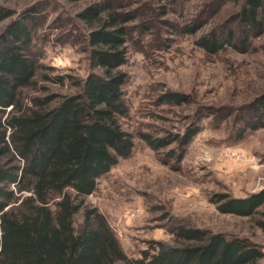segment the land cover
Wrapping results in <instances>:
<instances>
[{
    "label": "rangeland",
    "instance_id": "1",
    "mask_svg": "<svg viewBox=\"0 0 264 264\" xmlns=\"http://www.w3.org/2000/svg\"><path fill=\"white\" fill-rule=\"evenodd\" d=\"M244 1L0 0V8L11 12L0 33L34 9L32 53L44 67L23 90L27 103L33 96L59 100L76 91L74 82L101 74L89 57L94 26L78 14L105 2L130 19L124 23L126 60L116 69L126 77L121 127L153 139L198 130L180 158L176 142L153 150L134 137L131 155L99 178L85 199L130 257H139L150 241L171 243L170 231L179 224L245 238L264 253V204L242 217L220 213L214 202L220 195L242 199L264 190V127L243 131L252 118L246 106L264 93V32L246 33L239 23ZM211 33L230 41L213 54L199 41ZM165 92L185 100L159 103ZM80 221L77 214L75 223Z\"/></svg>",
    "mask_w": 264,
    "mask_h": 264
},
{
    "label": "trees",
    "instance_id": "2",
    "mask_svg": "<svg viewBox=\"0 0 264 264\" xmlns=\"http://www.w3.org/2000/svg\"><path fill=\"white\" fill-rule=\"evenodd\" d=\"M112 7L103 2L78 14L94 26L88 33L89 57L101 74L74 82L76 91L59 100L33 96L27 103L23 94L44 67L32 53L34 9L0 33V264H257L264 253L255 243L188 224L170 231L171 243L150 241L139 257H130L105 217L86 205L98 179L131 155L134 137L153 150L176 142L180 158L198 132L189 128L153 139L121 127L127 115L126 77L116 69L126 60L124 23L130 19ZM9 16L0 8V22ZM239 23L246 33H263L264 0H245ZM199 41L211 54L230 42L215 33ZM184 100L174 92L159 97L169 105ZM246 107L252 118L243 131L264 127V93ZM214 202L220 213L246 217L264 204V190L242 199L220 195Z\"/></svg>",
    "mask_w": 264,
    "mask_h": 264
},
{
    "label": "built area",
    "instance_id": "3",
    "mask_svg": "<svg viewBox=\"0 0 264 264\" xmlns=\"http://www.w3.org/2000/svg\"><path fill=\"white\" fill-rule=\"evenodd\" d=\"M131 215L133 214V213H130Z\"/></svg>",
    "mask_w": 264,
    "mask_h": 264
}]
</instances>
